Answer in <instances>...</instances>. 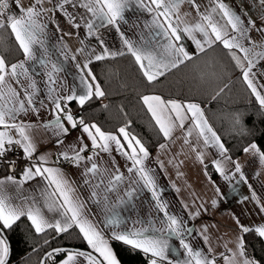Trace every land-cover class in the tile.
<instances>
[{
  "label": "snow or ice",
  "instance_id": "6c2138e0",
  "mask_svg": "<svg viewBox=\"0 0 264 264\" xmlns=\"http://www.w3.org/2000/svg\"><path fill=\"white\" fill-rule=\"evenodd\" d=\"M185 0H136L138 7L146 10L152 14V20L149 27L154 29V33H150L151 39H144L143 43L137 44L127 38H123V45L126 51L110 52L107 47L103 46V41H100L102 51L96 54L95 51L87 57L83 64L77 63V68L80 69V85L82 94H77L73 90L71 95L59 96L53 95L56 91L55 87H49V99L51 100L54 111L56 113L55 119L49 121L44 125L45 128L55 129V135H66L68 128L65 127L63 121L73 128L79 125L86 133L91 141L93 150L99 149L102 152H110L109 142H114L117 150L121 151L127 160L131 161V166L127 168L128 173L134 175L135 178H130V183L142 185L152 192V196L156 201V209L159 213H163L162 217L157 220L137 219L132 222V227H128V220L121 217L119 212L113 210L115 206H109V196L107 193L117 191L118 185L124 181L125 177L116 169V174L108 179L107 185H104L103 173L98 163L95 162L94 157L99 156V152H93V155H82L88 150V145L83 144L77 149L75 146L71 148V155L69 152H61L60 157L65 161L73 163L74 167L79 168L81 163L87 161L82 175L85 177V185L93 188L91 198L93 203L100 205L101 199L97 189L104 185L103 201L107 213L103 220L104 229L110 231V236L106 239L104 229H100L90 221L84 214V203L74 198L75 191L64 178L62 171L59 168L44 167L47 163L46 157H39L38 162L32 163L31 166L25 167L20 174V178L7 175L0 179V264H9V257L11 249L7 237L6 230H10L22 217H26L30 222L31 227L36 234L45 233L51 229L56 235L67 233L69 229L74 226L79 229L81 238L86 242L88 250L70 249L63 247L53 248L51 251H46L40 260V264H47L51 260L53 264H121L117 255L113 251L109 240L121 242L123 245L129 246L133 250L143 253L147 264H173L170 259V253H174L170 245V241L175 237L179 240V248L184 250V259L176 261L175 264H216V257L205 254L201 250L194 249L188 242H186L184 232H191V229H185L183 222L175 215L167 211V206L162 203L157 195L155 180L145 169L144 160L149 156L148 150L135 136L129 137L125 128H120L119 133L123 135L127 141L128 151H123L124 145L121 144L120 139L110 133L103 132L96 124H87L83 118L78 121L74 119L71 111H65L67 104L62 106L61 101H77L80 106L85 105L93 96L99 98L104 96L99 83L96 82V77L93 75L89 65L95 61H101L106 58H115L117 56H124L130 54L134 57L136 64L146 78L149 84L156 81L158 77L164 76L168 71L178 68L186 61L193 59V54L190 53L181 41L187 37L191 39L199 52H204L205 45L212 47L219 42L225 49L229 50V55L235 62V65L240 69L243 81L251 90L252 95L258 101L261 110H264V95L258 91L251 76L252 69L256 62L264 60V43L256 44L249 41L251 47H245L239 42L236 36L228 38V26L234 32H239L240 37H245L248 29L242 26V22L238 16L230 12L223 2H219L213 12L222 14L221 18L226 23L221 24L213 20L209 14H201V19L205 23H195L193 25L184 24L180 19V7ZM187 2L196 7L199 13V7L195 0H187ZM14 6L19 10L20 15L10 14L9 0H0V29H10L11 34L14 35L19 49L22 51L25 60L14 64H8L3 56H0V127L4 130L0 131V159L4 158L9 151H12V145H18L23 152L26 160H32L36 152L35 145L32 143L31 137L28 135V130L31 125L23 123H16V117L19 113H27L29 110L38 113V109L33 106L34 92H28L24 89L25 99H20V93L16 88L12 87L9 81H16L19 83L21 76H28V69L25 67L26 61H36L41 65H46V61L37 56L36 45L44 49L47 54V49L44 47L47 24L41 23L43 16L48 15L51 20V14L59 10L66 21L74 28H81V23L77 20V14L69 11V8H82L85 13L91 14L90 19H85L83 15L80 20H83V27L88 30V35L92 36L96 28L104 27L105 25H112L117 32L120 31V22L124 20V13L129 8L130 0H32L29 6L23 5V0H13ZM47 5H52L48 7ZM187 15V14H185ZM59 30V25H57ZM210 30V31H209ZM264 31V30H261ZM195 33L200 34L197 38ZM70 35L71 33H67ZM143 39V38H142ZM83 44V41H81ZM260 49L257 51V49ZM234 49L243 53V57L237 55ZM78 52L83 53L84 49H78ZM67 58V56H66ZM72 60H77L76 55L71 56ZM19 69V71H18ZM62 69L56 63H51L50 70L46 73L49 84H56V73ZM28 88L35 90L36 85L29 77ZM227 87V85H225ZM264 87V85H262ZM7 88V92L4 89ZM223 88L220 92H223ZM218 92L216 95L220 94ZM215 98V97H213ZM143 103L147 106L148 111L152 114L153 119L159 126V131L163 133L165 138L171 139L173 131L178 126L180 129L185 128V121L194 126L198 131L199 137L203 138L205 145L210 143L215 144L221 153H225L227 149L220 142V137L214 132L208 124L204 116V111L199 104L188 102L181 103L176 100H164L161 96L142 97ZM11 105V106H9ZM18 105V106H17ZM63 114V119L61 118ZM178 122V124H177ZM239 123V121H237ZM94 130V131H93ZM13 131L19 138H14L10 134ZM193 128H188L187 135L184 138V143L188 144V136L192 135ZM210 133L206 135L205 133ZM244 134L246 130L242 129ZM62 143V141H59ZM166 145L161 144L160 148H165ZM195 151V148L193 149ZM245 153L251 152L253 155L259 157L262 164H264V151L257 143L252 142L243 149ZM231 160V157H227ZM198 159L202 160V154H198ZM14 165L15 161H9ZM113 163L115 161L113 160ZM216 164V170L224 175V169ZM235 172L241 173V167L238 162L233 161ZM107 172V169L103 170ZM89 174L93 177H100V181L96 185H91L88 179ZM41 177L47 182L46 189L41 195L44 197V204L41 206L36 197H29L23 194V184L29 180ZM228 179L227 176L224 177ZM241 179L243 174L241 173ZM8 185H14L16 196L8 192ZM47 188H52L51 193L47 192ZM135 189L126 192L129 199L132 198ZM219 192V189H217ZM58 194V195H57ZM223 195V194H221ZM255 198V195H253ZM19 201V202H17ZM121 204L126 203L122 198L119 201ZM216 202L213 201V204ZM47 212L55 213L59 219L53 217L49 219L45 214ZM264 211V207L261 208ZM199 215V212L195 213ZM157 223L160 225L157 226ZM239 224V220H237ZM139 225V226H137ZM241 231L248 233L254 231L260 238H264V225L255 227L254 229L240 225ZM55 238V237H53ZM205 239H207L205 237ZM44 244H50L48 239L44 240ZM38 251V249H33ZM212 250L209 248L208 252ZM229 254L220 253L224 264H261L260 260L249 257L245 251L243 237H239L236 242L235 249H228ZM59 257V259H57Z\"/></svg>",
  "mask_w": 264,
  "mask_h": 264
},
{
  "label": "crops",
  "instance_id": "0c3cea01",
  "mask_svg": "<svg viewBox=\"0 0 264 264\" xmlns=\"http://www.w3.org/2000/svg\"><path fill=\"white\" fill-rule=\"evenodd\" d=\"M53 2L55 3V0ZM219 2H223L232 14L240 18L242 26L248 29L245 37L242 38L239 32L232 31L231 27L228 26V38L236 36L245 47H251L249 41L256 44L264 43V31H261L264 30V0H219ZM30 3H32V0H23L25 7L29 6ZM145 3H148V0H145ZM195 3L199 7V13L196 7L189 4L187 0L181 4L180 19L183 21L181 27L184 24L205 23L201 19V14H209L213 20L221 24L226 23L221 18L222 14L213 12L218 0H195ZM47 6L51 7L52 5ZM9 8L10 14L20 15L19 10L14 6L13 0H9ZM68 10L77 14V20L82 25L81 28L72 27L59 10L51 14V20L48 15L43 16L40 22L47 24L46 35L43 37L47 54L44 53V49L40 48L39 45L35 47L37 48L38 58L44 59L46 65H41L36 61H26L25 67L28 69V76H21L19 83L14 80L9 81L11 86L20 93V99L26 100L24 96L25 88H27L28 92H34L33 106L38 109V113L31 110L27 113H19L15 121L16 123L31 125L28 135L35 145L36 152L32 160H27L26 167L38 162L39 157H46L47 163L43 166L59 168L62 171L64 178L75 189L74 198L84 203L83 214L100 229H104L103 220L105 215H110V213H107L105 202L102 199L105 194L103 188L104 185H107L108 179L116 174V169L118 168L119 173H122L125 179L118 185L117 191L107 193L109 206H115L113 210L119 212L122 218L128 220L129 228L133 226L132 222L137 219L145 221L148 219L157 220L163 216V213L157 211L156 201L152 196L151 190L142 187V185L130 183V178H135L133 174L127 171V168L131 166V161L127 160L120 150H117L114 142H109L110 152H102L99 149H92L90 139L86 133H83L79 125L73 129L67 121H63L65 127L68 128V133L59 136L54 134L55 129L44 127L46 123L54 120L56 115L54 106L49 99V87H55L56 91L53 95L56 96L61 94L63 96L71 95L73 90L77 94H82L80 85L81 73L76 66L77 63L83 64L86 62L87 57L93 50L96 54H99L102 51L101 40L103 41V46L107 47L110 52H115L126 51L123 45V38H127L137 44L143 43L144 39H151L150 33L155 31L148 26L151 23L152 14L138 7L136 0H130L129 8L124 13L125 18L120 22L119 32L114 26L105 25L94 29L93 35L89 36L87 34L88 30L83 27L84 21L80 20V16L83 15L85 19H90L91 14L85 13V10L79 7L76 9L69 8ZM57 25H59V30H57ZM67 33L71 34L68 35ZM121 33H123V38ZM195 35L200 38L199 33H195ZM81 41H83V44ZM181 43L185 45L193 56L199 53L191 39L185 37ZM207 48L210 47L205 45V49ZM78 49H84L85 51L81 53L77 51ZM259 50L258 48L257 51ZM241 54L243 56V53ZM72 55H76L77 60H72ZM23 60H25L24 55L14 63ZM93 61H95L94 57ZM51 63H56L62 69L56 73V84L54 86L49 84L48 76L46 75L50 70ZM252 73L255 74L251 76L254 84L258 91L264 95V87H262L264 85V60L256 62ZM29 77L31 81L35 82V90L28 88ZM4 91L7 92V88ZM153 95L159 96L148 94V96ZM64 102L69 106L74 119L78 121L79 119L75 116L76 112H73L70 108L71 102H76L77 104L78 102ZM204 116L207 119L205 113ZM61 118L63 119V114H61ZM207 122L210 125L208 119ZM190 127L193 128L192 135L187 137L189 143L185 144L184 138ZM3 130L0 127V131ZM212 130L214 131L213 128ZM105 133L117 136L121 144L124 145L123 151L130 153L131 150L127 148V141L124 140L123 135L119 131L116 133ZM10 134L14 138H19L13 131H10ZM205 134L210 136V133L206 132ZM132 136L129 134V137ZM81 140L83 144L88 145V150L82 155L88 156L93 155L94 151L99 152V156L94 157V160L100 166L104 179V185L97 189L101 199L100 205L93 203L91 198L93 188L84 183L85 177L82 173L85 164H88L87 161L82 162L79 168L74 167L72 164L66 169L60 167L57 163V154L67 151L71 155L72 146L78 149L81 146ZM59 141H62V143H59ZM220 142L224 145L221 139ZM161 144L166 145V147L161 149ZM161 144L153 153L148 151L149 156L144 160L143 165L155 180L156 191L160 201L166 204L167 211L170 214L177 216L183 222L185 229L192 230L191 232H184L186 242L194 249L201 250L210 256H215L216 264H224L220 253L228 255V249H235L239 237H243L244 242V232L241 231L240 225L252 229L264 225V211H261V208L264 207V164L261 163L258 156L253 155L251 152L245 153L243 151L241 155L232 157L227 151L221 153L215 144L205 145L203 138L199 137L198 131L187 120L185 121L184 129H180L177 126L173 131L172 138H165ZM194 148L195 151L193 150ZM198 154H202L203 162L198 159ZM227 157H231V160ZM113 160L115 163H113ZM233 161L240 164L243 179H241V173L235 172ZM214 162H219V165L224 169V175H221L216 170ZM104 169L108 171L104 172ZM6 176L2 173L0 174V179ZM225 176L228 179H225ZM88 179L93 186L100 181V177H93L91 174H89ZM46 185V181L41 177H36L23 184V194L38 198L39 204L42 206L44 197L41 193L45 191ZM133 189H135V192L132 198L129 199L126 196V192ZM217 189H219V192H217ZM7 190L11 195H17L14 185H8ZM51 191L52 188H47L48 193H51ZM253 195H255V198H253ZM121 198L126 203L121 204L119 202ZM213 201L216 203L213 204ZM44 211L50 220L53 217L59 219L55 213L47 212L46 208ZM197 212H199V215H195ZM237 220H239V224H237ZM157 226L159 227L160 225L157 223ZM104 232L107 239L110 236V231L104 229ZM262 239L264 240V238ZM112 241L109 240V243L113 248ZM170 245L175 249V252L170 253L169 257L173 260V264L176 261L183 260L184 250L179 248V240L173 237ZM209 248L212 250L210 253L208 252Z\"/></svg>",
  "mask_w": 264,
  "mask_h": 264
},
{
  "label": "trees",
  "instance_id": "16d2710c",
  "mask_svg": "<svg viewBox=\"0 0 264 264\" xmlns=\"http://www.w3.org/2000/svg\"><path fill=\"white\" fill-rule=\"evenodd\" d=\"M233 51L243 57L239 51ZM0 56L9 65L23 56L10 29H0ZM90 69L104 96H93L83 106L71 102L70 108L78 119L83 118L89 125L96 124L103 132L116 133L123 127L153 153L165 137L142 97L156 94L164 100L199 104L232 157L241 155L252 142L264 151V110L243 81L229 50L219 42L151 84L130 54L93 61ZM221 88L223 92H220ZM5 235L11 249L9 264H40L45 252L56 247L88 250L78 228L73 227L59 235L51 229L36 234L26 217L6 230ZM45 239L50 244H44ZM244 245L247 255L264 264L262 238L249 231L244 233ZM112 246L121 264H147L143 253L114 240ZM34 248L38 251H33Z\"/></svg>",
  "mask_w": 264,
  "mask_h": 264
},
{
  "label": "built area",
  "instance_id": "2783aa9c",
  "mask_svg": "<svg viewBox=\"0 0 264 264\" xmlns=\"http://www.w3.org/2000/svg\"><path fill=\"white\" fill-rule=\"evenodd\" d=\"M61 104L64 106L65 102L61 101ZM66 110L67 107L65 108V111ZM11 147L12 151H9L4 158L0 159V172L5 175H12L19 178L26 167L27 160L24 158L22 149L18 145L13 144ZM9 161H15V164L12 165ZM57 163L64 169L69 168L73 164L70 161H65L60 157V154H57ZM47 264H53V262L48 261Z\"/></svg>",
  "mask_w": 264,
  "mask_h": 264
},
{
  "label": "water",
  "instance_id": "95a60500",
  "mask_svg": "<svg viewBox=\"0 0 264 264\" xmlns=\"http://www.w3.org/2000/svg\"><path fill=\"white\" fill-rule=\"evenodd\" d=\"M63 248H66V247H63ZM70 249H77V248H70ZM80 250H83V249H80ZM11 255V254H10ZM9 259H10V257H9Z\"/></svg>",
  "mask_w": 264,
  "mask_h": 264
},
{
  "label": "bare ground",
  "instance_id": "6f19581e",
  "mask_svg": "<svg viewBox=\"0 0 264 264\" xmlns=\"http://www.w3.org/2000/svg\"><path fill=\"white\" fill-rule=\"evenodd\" d=\"M67 110H69V106H68V105H67ZM67 110H66V111H67ZM1 173H2V172H1ZM50 261H51V260H50ZM47 262H48V261H47Z\"/></svg>",
  "mask_w": 264,
  "mask_h": 264
}]
</instances>
